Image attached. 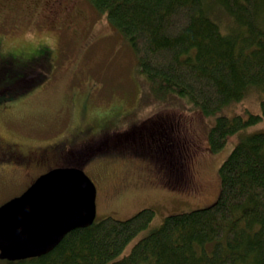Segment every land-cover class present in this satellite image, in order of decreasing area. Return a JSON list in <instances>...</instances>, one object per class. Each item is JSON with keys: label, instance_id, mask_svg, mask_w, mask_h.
<instances>
[{"label": "rangeland", "instance_id": "374dc122", "mask_svg": "<svg viewBox=\"0 0 264 264\" xmlns=\"http://www.w3.org/2000/svg\"><path fill=\"white\" fill-rule=\"evenodd\" d=\"M1 2L8 4L0 12V145L29 151L66 142L62 148H67L104 133L110 151L96 152L82 165L97 190L94 221L125 219L151 208L154 218L138 239L167 215L212 204L223 160L240 138L264 131L261 120L212 153L207 136L215 119L259 114L263 92L253 88L242 100L203 116L175 94L155 96L149 82L135 72V59L121 36L85 0L78 1L85 20L76 32L60 28L59 22L49 25L55 18L44 9L23 11L9 6L10 0ZM214 19L226 25L223 13H215ZM33 76H41L35 87L31 81L22 85ZM164 163L168 166L162 178L168 184L172 177L171 189L159 180ZM3 167L0 181L20 177L9 164ZM8 191L0 193V204L14 193Z\"/></svg>", "mask_w": 264, "mask_h": 264}, {"label": "trees", "instance_id": "16d2710c", "mask_svg": "<svg viewBox=\"0 0 264 264\" xmlns=\"http://www.w3.org/2000/svg\"><path fill=\"white\" fill-rule=\"evenodd\" d=\"M21 1H10L9 6L30 11ZM85 2L96 15H104L105 21L121 36L135 59V72L149 82L155 96L175 94L203 116H213L230 103L242 100L253 88L264 95V0ZM7 4L0 3L1 14ZM217 12L227 17L224 27L214 19ZM59 20L47 21L57 26ZM40 77L27 78L22 85L31 81L33 88L41 81ZM261 120H264V96L260 99L259 114L217 117L207 136L210 151L218 153L230 136ZM65 144L30 150L40 162L31 163L29 168L9 157L0 160V168L7 163L15 171L41 169L39 165L55 162ZM13 147L5 146V153L13 151ZM64 160L65 166H75L73 159ZM161 164L159 180L168 166ZM218 176V196L212 204L167 215L156 229L138 239L137 235L154 218L151 208H142L125 219L106 216L87 227L75 228L40 257L3 261L6 264H264V131L240 138L221 163ZM171 183L172 179L168 184L163 179L165 187L171 189ZM130 244L129 251L124 253Z\"/></svg>", "mask_w": 264, "mask_h": 264}, {"label": "water", "instance_id": "95a60500", "mask_svg": "<svg viewBox=\"0 0 264 264\" xmlns=\"http://www.w3.org/2000/svg\"><path fill=\"white\" fill-rule=\"evenodd\" d=\"M95 198V185L81 168L58 167L40 175L0 205V260L40 257L71 230L91 225Z\"/></svg>", "mask_w": 264, "mask_h": 264}, {"label": "flooded vegetation", "instance_id": "af4514ba", "mask_svg": "<svg viewBox=\"0 0 264 264\" xmlns=\"http://www.w3.org/2000/svg\"><path fill=\"white\" fill-rule=\"evenodd\" d=\"M10 1H14L16 3L19 2L22 3L21 0H10ZM78 1L79 0H25L23 1V4H25V6L28 9H33L36 7H39L40 9H44L47 13L48 12L51 13V15L55 19L57 20H59L58 18L62 19V21L59 20L62 27L64 26V28H69L73 32H76L77 24H79L80 22H84L85 20V12L82 8H80L77 5ZM55 2L59 4L60 12H58V10L56 11L54 8V6L56 5ZM43 5H45V7H43ZM60 16H62V18ZM120 137L121 138L125 137L126 139V136L121 135ZM103 138L104 136L102 137L100 136V134L90 135L83 140L69 144L67 148H60V151L57 153L55 162L53 163L50 162L49 164L46 165L41 164L39 165L41 166V169H36V167H34L32 170L24 169L25 171L14 172V174H19L20 177L16 181H14L11 185L10 183L8 184L9 181H6L7 179H4V181H1L0 183V193H2V190H6L7 188H9V191H14L13 193L14 195L13 194L9 195L10 197L4 200L3 202H6L11 198L20 195L40 175L48 172L51 169L65 166L64 159H73L74 160L73 162L76 165V167L81 168L82 165L87 161V159L90 158L91 155H94V153L101 151L104 152L107 150L109 151L110 148L108 147L107 143L103 141L104 140ZM131 138H127V139H131L132 141H134L136 139V136H133ZM5 152L6 151L4 150V147L0 146V160L2 158L5 159L6 157H9L10 160H14L16 163L22 165V167L29 168L31 166V163L33 164L34 162L39 164L40 162L39 158L37 157L34 158L36 154H32V151L30 150L21 151L19 148H17L16 145H14L13 151H9L7 154ZM71 163L72 162H70V164ZM0 176H2V172H0ZM171 178L172 177H170V180ZM160 181L163 182V179H160ZM5 186L8 187L5 188ZM96 198H97V191H96Z\"/></svg>", "mask_w": 264, "mask_h": 264}]
</instances>
